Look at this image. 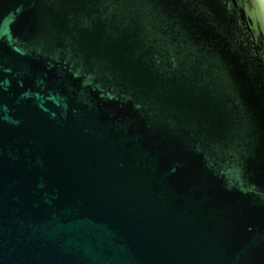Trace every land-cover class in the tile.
I'll return each instance as SVG.
<instances>
[{"label":"water","instance_id":"obj_1","mask_svg":"<svg viewBox=\"0 0 264 264\" xmlns=\"http://www.w3.org/2000/svg\"><path fill=\"white\" fill-rule=\"evenodd\" d=\"M0 264H264V0H0Z\"/></svg>","mask_w":264,"mask_h":264}]
</instances>
